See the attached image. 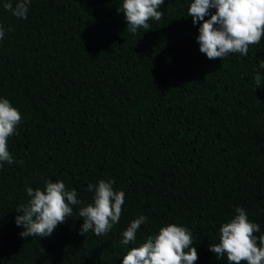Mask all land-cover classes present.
<instances>
[{
    "label": "trees",
    "instance_id": "1",
    "mask_svg": "<svg viewBox=\"0 0 264 264\" xmlns=\"http://www.w3.org/2000/svg\"><path fill=\"white\" fill-rule=\"evenodd\" d=\"M5 2L0 97L22 121L8 139L14 162L0 168V264H122L171 223L191 232L194 264H227L209 246L237 207L264 234V37L246 56L209 59L203 21L186 16L192 0H164L161 20L135 34L122 0H32L27 19ZM101 179L125 193L120 221L82 235L78 209ZM46 181L82 203L51 236L21 237L15 209ZM140 215L147 222L124 245Z\"/></svg>",
    "mask_w": 264,
    "mask_h": 264
},
{
    "label": "clouds",
    "instance_id": "2",
    "mask_svg": "<svg viewBox=\"0 0 264 264\" xmlns=\"http://www.w3.org/2000/svg\"><path fill=\"white\" fill-rule=\"evenodd\" d=\"M31 2L7 0L3 8L17 18L27 19ZM163 4L164 0H122L118 12L125 17L127 31L135 34L140 28L148 31L151 19L161 20L164 13L158 9ZM186 16H191L194 24L203 21L197 41L200 51L209 59H223L234 53L246 56L250 45L259 44L264 37V0H192ZM206 16L210 18L205 19ZM4 35L5 28L0 24V40ZM260 67L264 68V63ZM254 79L259 87L261 76L256 74ZM21 121V112L9 99L0 97V168L5 162H14L8 139ZM114 184V180L101 179L88 185L87 190L93 193L92 202L78 209L79 217H83L82 235L92 231L96 236H106L119 223L125 193L114 190ZM26 192L30 199L15 209L22 212L15 222L23 227L20 235L24 238L51 236L58 224L73 215V206L82 203L76 190H67L63 181H46L44 189L27 187ZM235 212L229 222L220 226L219 242L210 244V251L219 260L226 257L227 264H264V234L256 235L260 225L249 220L243 207H237ZM147 219L140 215L129 223L122 233L124 245L136 241L137 231ZM197 259L189 229L171 223L160 227L158 234L148 236L139 246L131 247L122 264H194Z\"/></svg>",
    "mask_w": 264,
    "mask_h": 264
}]
</instances>
